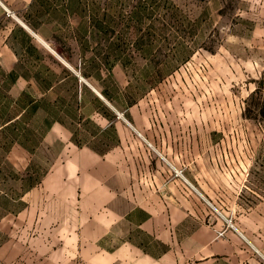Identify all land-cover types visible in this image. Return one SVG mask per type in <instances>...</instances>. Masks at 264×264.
Instances as JSON below:
<instances>
[{"label": "crops", "instance_id": "1", "mask_svg": "<svg viewBox=\"0 0 264 264\" xmlns=\"http://www.w3.org/2000/svg\"><path fill=\"white\" fill-rule=\"evenodd\" d=\"M89 1L0 0L1 105L16 115L6 125L33 139L12 147L62 145L32 189L80 219L48 264H264V244L242 228L218 236L225 218L185 176L195 161H180L177 139L148 133L168 124L154 120L152 92L134 87L115 29Z\"/></svg>", "mask_w": 264, "mask_h": 264}, {"label": "rangeland", "instance_id": "2", "mask_svg": "<svg viewBox=\"0 0 264 264\" xmlns=\"http://www.w3.org/2000/svg\"><path fill=\"white\" fill-rule=\"evenodd\" d=\"M89 9L115 29L134 87L152 92L154 120L168 124L148 133L162 145L177 139L180 161H195L180 171L199 199L263 245L264 0H90ZM25 148L0 142V264H48L64 246L56 237L79 233L76 211L49 208L56 199L32 189L62 145Z\"/></svg>", "mask_w": 264, "mask_h": 264}, {"label": "trees", "instance_id": "3", "mask_svg": "<svg viewBox=\"0 0 264 264\" xmlns=\"http://www.w3.org/2000/svg\"><path fill=\"white\" fill-rule=\"evenodd\" d=\"M1 92V90H0ZM8 106L1 105V95H0V142L7 147L9 150L10 147L13 146V143L15 141H21L22 143H27L32 141V133L26 128L23 129L21 126H17V122L14 121L12 123H9L6 125L8 122V119L15 117V114H11L8 112ZM26 147H30V145H26ZM31 149V148H30ZM34 149H32L33 151ZM35 182H33L34 184Z\"/></svg>", "mask_w": 264, "mask_h": 264}, {"label": "built area", "instance_id": "4", "mask_svg": "<svg viewBox=\"0 0 264 264\" xmlns=\"http://www.w3.org/2000/svg\"><path fill=\"white\" fill-rule=\"evenodd\" d=\"M175 174L176 175H182L183 176L182 171H179V170H175ZM225 220H226V226L224 227L223 230H220L218 232V236H223L225 234V231L227 229H229V228H235V225L233 224V220L232 219H227L226 218Z\"/></svg>", "mask_w": 264, "mask_h": 264}]
</instances>
